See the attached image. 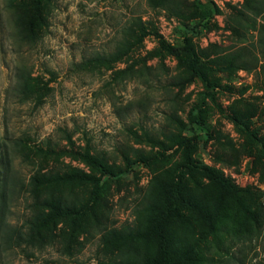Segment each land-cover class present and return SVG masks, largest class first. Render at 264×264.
Listing matches in <instances>:
<instances>
[{
  "label": "rangeland",
  "instance_id": "obj_1",
  "mask_svg": "<svg viewBox=\"0 0 264 264\" xmlns=\"http://www.w3.org/2000/svg\"><path fill=\"white\" fill-rule=\"evenodd\" d=\"M262 1L168 0L155 7L151 0H36L42 18L31 38L18 21L21 4L29 0H0V141L7 139L10 155L9 140L18 137L55 150L35 164L12 155L14 171L25 180L40 170L97 179L99 174L78 156L85 151L115 171L124 169L123 158L131 163L120 181L100 185L95 202L90 184L59 181V201L77 215L59 218L56 239L41 248L6 251L0 264H109L105 232L130 225L153 175L177 167L182 156L175 147L164 152L162 163L146 166L135 162V155L162 152L158 142L166 144L165 138L177 132L176 120L182 136L208 133L192 155L197 166L253 193L246 200L249 218L219 221L215 227L218 238H232L219 243L229 251L226 264H264V48L258 36L264 11L247 14ZM212 6L216 11L210 25L200 26L205 8ZM240 14L249 19L241 34H235L231 27ZM249 25L255 28L248 30ZM154 31L174 48L188 39L198 56L208 57L201 59L208 68L204 77L191 78L167 54L152 57L158 47ZM128 42L133 49L119 61L95 65L94 59L110 57ZM240 47L258 61L255 69L222 66V59ZM23 87L28 93L38 91L42 100L24 95ZM208 94L214 100L204 102L206 131L194 127L189 115ZM17 199L7 214L13 226L28 218L25 202Z\"/></svg>",
  "mask_w": 264,
  "mask_h": 264
},
{
  "label": "trees",
  "instance_id": "obj_2",
  "mask_svg": "<svg viewBox=\"0 0 264 264\" xmlns=\"http://www.w3.org/2000/svg\"><path fill=\"white\" fill-rule=\"evenodd\" d=\"M151 1L155 2V0ZM167 1L159 0L154 5L162 7ZM27 3L21 4L23 13L18 14V21L23 24L25 31L32 38L37 33L35 24L41 25L42 16L36 0H29L28 5ZM252 6L249 7L250 12L247 14L257 16L264 11V1L260 2L258 9ZM215 11L213 6L205 8L203 23L200 26L208 27L209 20ZM237 18L231 31L241 34L239 31L245 29L244 25L249 17L240 14ZM247 27L248 30L255 28L250 25ZM152 34L158 43V47L151 54L152 57L161 59L164 54H167L177 59L179 65L191 78L204 77V70L208 68L201 59L206 60L208 57L198 56L188 39L183 41L180 48H174L168 46L156 31ZM132 36L134 37L135 33ZM144 36L145 33H142L139 40L142 41ZM258 36L259 46L264 48V26H260ZM132 49L130 42L124 43L121 49L110 57H98L94 59V63L100 67L107 66L108 63L119 61ZM222 60V66L236 70H252L258 64L250 51L244 47L236 49ZM27 90V87H23L24 95L33 96V98L35 96L36 102L42 100L43 97L38 91L32 90L28 93ZM21 92L20 90V94ZM202 98L199 106L197 105L190 111L189 120L194 127H201L208 131L209 128L204 121L206 113L204 102L206 98L213 101L214 96L208 94L202 95ZM232 121L235 124L241 122L236 117H233ZM175 123L178 125L177 132L170 133L165 138L166 144L158 142L162 152L145 156L139 153L135 155V162L153 166L165 160L166 150L176 147L182 154L177 167L168 168L162 174L153 175L144 197L136 206L133 222L130 225H123L121 229H110L105 232L103 243L107 249L109 264H226L227 261L224 259L228 257L229 251L221 248L219 243L221 241L231 242L232 238H218L215 227L221 225L219 221L245 219L251 215L247 201L248 199L249 202L251 201L252 192L238 189L222 174L195 164L192 155L196 145L199 140L205 141L208 133L201 136L193 135V137L182 136L178 132L181 122L176 120ZM9 144L12 148V155L20 154L21 159L30 164H35V160L47 159L55 154L54 149L42 150V147L30 145L24 137L10 139ZM12 155L8 152L7 139L3 138L0 141V261L6 251L11 252L16 248L22 250L41 248L48 239H56L55 230L59 224V218L67 219L72 215L73 217L77 215L72 207L59 201L57 192L59 181L60 183L79 181L90 184L92 189H95L91 201L95 202L98 199L96 190L100 185L108 180L120 181L130 173L131 166L126 157L123 158L124 169L115 171L109 168L103 158L85 151L77 155L89 168L99 174L97 179L79 173L59 175L58 171L52 170L42 173L39 164L38 170L40 171H34L25 180L23 176L21 177L14 171ZM201 178L207 183L201 184L198 181ZM215 188L217 196H215ZM17 198L25 202L28 218L23 225L13 226L8 223L7 214L10 211L11 202L18 200ZM82 213L83 215L88 214L86 210ZM90 215L94 219L97 217L92 211ZM258 234V232L254 233V238H257ZM214 251L215 254L212 253Z\"/></svg>",
  "mask_w": 264,
  "mask_h": 264
}]
</instances>
